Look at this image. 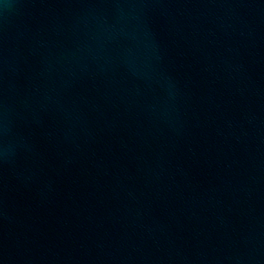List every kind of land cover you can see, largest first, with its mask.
Here are the masks:
<instances>
[{"label": "water", "instance_id": "1", "mask_svg": "<svg viewBox=\"0 0 264 264\" xmlns=\"http://www.w3.org/2000/svg\"><path fill=\"white\" fill-rule=\"evenodd\" d=\"M0 264H264V0H0Z\"/></svg>", "mask_w": 264, "mask_h": 264}]
</instances>
